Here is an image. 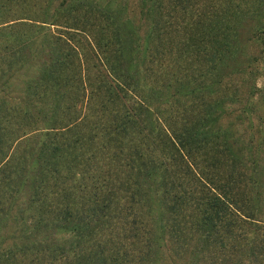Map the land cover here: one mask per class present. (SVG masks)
<instances>
[{"label": "trees", "instance_id": "trees-1", "mask_svg": "<svg viewBox=\"0 0 264 264\" xmlns=\"http://www.w3.org/2000/svg\"><path fill=\"white\" fill-rule=\"evenodd\" d=\"M263 64L264 0H0V264H264Z\"/></svg>", "mask_w": 264, "mask_h": 264}, {"label": "rangeland", "instance_id": "rangeland-1", "mask_svg": "<svg viewBox=\"0 0 264 264\" xmlns=\"http://www.w3.org/2000/svg\"><path fill=\"white\" fill-rule=\"evenodd\" d=\"M78 38V37H77ZM75 38L76 41H78L79 43H85L84 41H82L81 38ZM86 47L82 48V50H84ZM254 51H257V48L256 47H253V48H248L247 49V52L249 53H252ZM82 56H83V53H81ZM89 55V51L87 49V57ZM91 62H92V59H91ZM264 65V64H263ZM261 76L258 78L259 79V82H261V80H264V68L262 69V72H261ZM16 79H19V77H17ZM17 81L14 83L15 85H17ZM30 141H37V139H31ZM35 143H29V147L34 146ZM262 167H264V152H261V158H260V164H259ZM2 173H0V186L5 184L3 182V179H1L2 177ZM259 176L261 178L264 177V171L262 170V172L259 174ZM245 182H248L247 180ZM4 191L6 192V189H1L0 187V234L2 235V237L0 238V240L2 241V248H0V256H2L1 261H5L6 260V257L8 255V253L6 254L5 252L6 251H9L8 249L9 248H13V244L15 243V241L13 240V235L17 234V233H20V229L22 228H26V225L28 224V222L30 221L31 219V216L29 214V212H26V213H23L21 214L19 211H18V207L16 208H11L10 206V198L9 196H6V193H4ZM261 200L259 202H257V204H255L254 206L258 207V210H259V213L256 215V218L258 219V222H262L264 221V188L261 189ZM23 198V197H21ZM20 198V199H21ZM25 198V197H24ZM20 199L16 200L13 205H16ZM251 201H253V199L251 198ZM246 207V206H245ZM22 215V218H20ZM264 225V222L263 223H260V224H257V227H256V230H258V233L261 235V236H264V229H261L262 226ZM254 234V233H252ZM64 234L60 235L61 237L63 236ZM57 236V235H55ZM66 237V236H64ZM118 241L120 243H123L124 245H127V241L126 239H120L118 238ZM23 243V239L22 238H19L17 241H16V245H19V244H22ZM18 248V247H17ZM22 249V248H20ZM23 250V249H22ZM263 252H264V249H262ZM29 251H33L32 249H29L28 248V251L26 252H22L20 255L18 254L17 255V260H18V264H21L22 263H28L30 261V259L33 257V254L30 253ZM34 252V251H33ZM4 253V254H2ZM148 257H150V255H143V256H140V259L139 257L137 258V261L140 263H143V264H146L145 262V259L147 260ZM260 258L262 261V256L261 257H258ZM151 260V259H150ZM190 258H182L180 260H176L175 257H171L169 259V262L173 263L174 261H177L176 264H189L190 263ZM158 262V261H157ZM219 260L216 259V263L218 264ZM204 264V263H203ZM208 264V263H206Z\"/></svg>", "mask_w": 264, "mask_h": 264}]
</instances>
